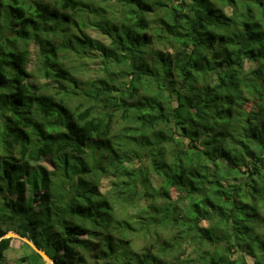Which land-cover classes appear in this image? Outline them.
<instances>
[{
    "label": "trees",
    "instance_id": "trees-1",
    "mask_svg": "<svg viewBox=\"0 0 264 264\" xmlns=\"http://www.w3.org/2000/svg\"><path fill=\"white\" fill-rule=\"evenodd\" d=\"M9 232L53 264H264V0H0V264Z\"/></svg>",
    "mask_w": 264,
    "mask_h": 264
},
{
    "label": "rangeland",
    "instance_id": "rangeland-1",
    "mask_svg": "<svg viewBox=\"0 0 264 264\" xmlns=\"http://www.w3.org/2000/svg\"><path fill=\"white\" fill-rule=\"evenodd\" d=\"M226 13H230L229 9L226 8ZM88 35L90 37H92L93 39H96V40H100L102 42H105L106 40L104 38H102L98 32L96 30H88ZM30 50H31V60H30V63L28 65V67H32V64L34 62V51H35V47L33 45L30 46ZM87 70L88 73L92 76H96L98 74V68L100 67L99 66V61L98 59L96 58V56L91 60V58L87 61ZM42 82V81H41ZM94 142L93 141H90L87 145V150H89L90 148H88L89 146H94L93 145ZM41 166L45 167L46 169L48 170H52L53 169V165H52V162L50 160H44L40 163ZM130 166L132 168H137L136 165H132L130 164ZM100 191L102 193H105L107 190H109V181L107 179H101L100 181ZM155 185H156V181H155ZM13 199L15 200H19V198L17 197H14ZM25 203H30L32 204L33 203V197H32V194L29 190H26L25 192V195H24V199H22ZM133 213V211H131ZM202 226H206V223H202L201 224ZM12 238V242L10 244V248L8 249L7 253L5 254V262L7 264H16V261L17 259L23 255L25 253V250L21 247V243L23 242L21 239L19 238ZM24 243V242H23ZM145 243V241L143 240H137L135 241V245H136V249L139 250V248L141 246H143ZM247 260H249L247 258ZM250 262V261H249Z\"/></svg>",
    "mask_w": 264,
    "mask_h": 264
},
{
    "label": "water",
    "instance_id": "water-1",
    "mask_svg": "<svg viewBox=\"0 0 264 264\" xmlns=\"http://www.w3.org/2000/svg\"><path fill=\"white\" fill-rule=\"evenodd\" d=\"M11 237L21 239L24 243H26L32 249V251L37 253L44 262H46L47 264H53L51 259L44 252H42L41 250L36 248L30 241H28V240H26L24 238H21L18 235L14 234V233H11V232L7 233L2 238H11Z\"/></svg>",
    "mask_w": 264,
    "mask_h": 264
}]
</instances>
